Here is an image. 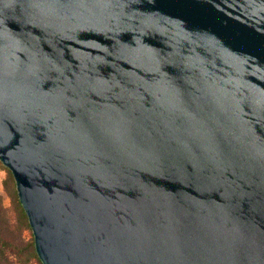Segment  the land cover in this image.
Returning a JSON list of instances; mask_svg holds the SVG:
<instances>
[{
	"label": "water",
	"instance_id": "obj_1",
	"mask_svg": "<svg viewBox=\"0 0 264 264\" xmlns=\"http://www.w3.org/2000/svg\"><path fill=\"white\" fill-rule=\"evenodd\" d=\"M0 163L42 264H264V0H0Z\"/></svg>",
	"mask_w": 264,
	"mask_h": 264
},
{
	"label": "trees",
	"instance_id": "obj_2",
	"mask_svg": "<svg viewBox=\"0 0 264 264\" xmlns=\"http://www.w3.org/2000/svg\"><path fill=\"white\" fill-rule=\"evenodd\" d=\"M6 189L9 204L0 195V264H42L10 171Z\"/></svg>",
	"mask_w": 264,
	"mask_h": 264
},
{
	"label": "rangeland",
	"instance_id": "obj_3",
	"mask_svg": "<svg viewBox=\"0 0 264 264\" xmlns=\"http://www.w3.org/2000/svg\"><path fill=\"white\" fill-rule=\"evenodd\" d=\"M9 180V171L0 163V195L3 197L6 204H9L6 182Z\"/></svg>",
	"mask_w": 264,
	"mask_h": 264
}]
</instances>
